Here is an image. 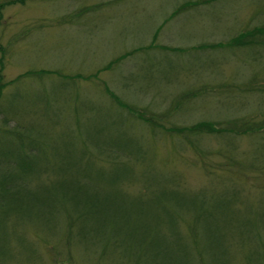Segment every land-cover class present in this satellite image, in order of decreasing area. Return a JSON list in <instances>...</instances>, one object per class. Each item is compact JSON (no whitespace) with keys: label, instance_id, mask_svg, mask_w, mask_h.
Segmentation results:
<instances>
[{"label":"rangeland","instance_id":"rangeland-1","mask_svg":"<svg viewBox=\"0 0 264 264\" xmlns=\"http://www.w3.org/2000/svg\"><path fill=\"white\" fill-rule=\"evenodd\" d=\"M10 1L0 0V5ZM196 1L22 0L20 4L0 8V48L3 51V54L0 52L2 61L0 77L3 84L11 82L17 76L22 77L26 72L35 73L43 70L63 77H75L71 81L63 77L34 74L32 78L26 76L11 86L6 84L1 89L5 98V95L9 93L6 98L7 106L10 105L14 112L23 114L22 121H19L24 123L25 130L42 132L44 137L49 138V144L44 145L43 149L48 150L49 147L54 149L52 156L56 157L53 160L47 158L49 162L47 167L52 169V173L47 176L41 174L36 180L39 185L55 186L61 184L62 181L80 177L82 170H86L88 171L86 177L90 180L95 181V176L99 175L100 180L94 183L101 192L107 191V176L112 169L107 165L106 160L88 159L90 161L85 165L77 157L80 153L79 146L82 136L93 139L96 144L102 142L104 145L111 138H116H107V133L104 131L100 137H90V134L100 130V127L106 128L109 121L104 114L106 106L102 108L100 103L96 105V102L101 99V97L97 98L96 93V88H98L96 85L99 84V89H102L100 83H104L116 95L122 96L123 101L132 103L140 112L142 110L154 111V113L166 111L168 107H171L173 99L177 101L176 97H179L182 91L186 92L193 86L212 94L210 97L202 96V99L194 100L191 107L184 108L180 112H176L175 109L169 111L163 121L171 123L173 121L177 125L180 124L179 126L203 120L212 123L215 121L224 125L225 121L236 117L239 120H255L254 115L259 114L257 108L255 109L258 101L254 100L257 95L237 94V92L228 95V93L221 92L220 88L216 89L219 85L230 83V85L235 84L236 87L237 85L242 87L243 83L247 85L253 81V77L258 72L251 69L255 68L254 64L249 68L253 60L245 54V50L243 52L233 49L200 50L199 52H193V50H197L201 44L226 43L240 31L263 24L264 0H218L207 7L198 5L192 10L189 8L186 12L178 13L177 9L188 3H196ZM150 45L153 47L170 46L188 52L185 53L186 58L183 56L185 54L182 56L181 54L169 56L161 54L159 56L160 53H156L158 55L156 59L157 55H151L150 58L156 63L161 62L158 70L156 69L151 79L148 78V80L144 78L146 75L141 70L147 65L144 59L140 58L142 57L140 54H135L134 57L128 56L108 72L104 70L108 63L118 57L135 51L137 48L147 49ZM165 58L171 59L178 66L182 64L177 73L169 71V65L172 64L168 63L169 61H163ZM261 59L260 64L264 69V52ZM189 60L197 61L203 71L196 73L191 70L188 73L185 66L192 64L188 62ZM242 65L244 68H240ZM260 67L257 68L261 69ZM97 70H102L98 73V83L91 79L82 81V78H86L88 74L92 76ZM201 74L203 76H200ZM21 80L23 81L20 82ZM255 80L257 81L254 84L256 88L262 87L264 74L257 76ZM74 91L78 93L76 96H74ZM72 94L73 97H71ZM54 99L63 101L60 103L63 106L66 105L65 107L71 105L72 112L76 110L79 138L73 133L72 127H68L69 123L66 124L67 117H63L61 113V115L55 114L52 118L56 126L51 128V133L45 131L44 117H38L36 114L38 111L46 110L41 105L39 106L41 101L51 102ZM261 105L264 108V103ZM222 107H224L223 110ZM229 108L240 110L232 111ZM68 110H71L70 107ZM86 110L90 111L85 113ZM50 113L48 112L45 117H49ZM135 136V134L132 136L131 130V135L127 138L135 140L137 145H140L143 138ZM221 139L218 136L205 138L201 144L202 146L207 144L215 149L216 146H223ZM236 143L239 148L243 149L251 144V138L245 137ZM158 146L160 148L165 146L158 149L164 156L166 150L172 148L171 143L164 139L158 141ZM89 148L90 146L87 145L88 151ZM8 151L13 152L11 145L7 144L6 138L0 135V153ZM263 151L260 152L263 153ZM178 156L179 158L174 163L180 170H187L186 179L190 186L200 185L197 170L186 168L187 164L193 163L194 155L189 151H184ZM41 163L43 159H40L39 165ZM129 167L137 171L145 169V166ZM217 182L220 181L210 179L203 185L206 188V201L210 203L219 201L218 198H213L218 190L227 191L231 187V184L221 182L222 186H220ZM92 183L89 185L93 186ZM251 184L252 187L255 186L253 183L248 185ZM34 186L33 184L30 190ZM114 188L118 190V187ZM135 188L130 194H134ZM189 188V191H192L193 188ZM244 194L240 195L239 204L241 205L236 210L229 202L227 204L228 213L218 214L217 234L219 237L216 242L217 248L213 251L218 257L219 264H241V261L245 262V260L250 263L252 261V264L262 262L260 249L264 244V193L244 192ZM56 197H61V195L56 193ZM134 197H128V199L132 201ZM29 215L31 220L25 223L21 215H16L17 218L12 217V220L9 217L5 221L3 214H0V252H2L0 253V264H177V262H172L177 257V247L168 236V230L160 227L146 234L143 230L138 232L136 242L131 248L133 251L138 248L144 249L145 252L140 257L137 256L138 253L120 254L119 250H123L121 246L115 252L106 249V255L99 259L95 244L88 242L86 255L78 250H71L70 253L67 251L64 256L56 257L55 261L50 262L48 255L42 252V240L45 235L47 237L55 235L53 239L59 234L62 235L63 216L53 214L41 220L44 214H41L35 207L30 210ZM135 218L145 222L151 220L149 216L147 218L141 215L130 216L132 220ZM13 222L17 224L13 225ZM146 225L150 226V223ZM150 242L158 247H152ZM188 248L193 254L194 250L191 246ZM202 248V254L208 255L207 249ZM218 262L216 263L209 257L206 261L207 264H218Z\"/></svg>","mask_w":264,"mask_h":264},{"label":"trees","instance_id":"trees-1","mask_svg":"<svg viewBox=\"0 0 264 264\" xmlns=\"http://www.w3.org/2000/svg\"><path fill=\"white\" fill-rule=\"evenodd\" d=\"M217 1L197 0L196 3H188L177 11L183 13L189 8L192 10L198 5L207 7L210 3ZM20 3L22 0H11L1 3L0 8ZM220 49H233L237 52L245 50V54L253 60L252 65L249 64V68L255 65V68L251 69L258 72L253 77V81L247 85L243 83L242 87L239 85L236 87L235 84L230 85L231 83L228 82L229 85H219L216 89L220 88L221 92L228 93V95L235 92L237 94L257 95L254 100L258 101L255 109L257 108L259 114L254 115L256 116L255 120H239L236 117L233 120L225 121L224 125L215 121L212 123L203 120L179 126L180 124L177 125L173 121L172 123L163 121L169 111L175 109L176 112H180L184 108L191 107L195 101L202 99V96L210 97L212 94L193 86L186 92L182 91L181 95L176 97L177 101L173 99L171 107H168L166 111L154 113V111L149 112L144 109L145 111L140 112L132 103L123 101L122 96L113 93L104 83H100L102 89H99V84L96 85L98 87L96 88L97 98L101 97L96 105L100 103L102 108L106 106L107 109H105L104 114L109 121L106 128L100 127V130L91 133L90 137H100L104 131L107 133V138H116H111L104 145L102 142L96 144L93 139L82 136L79 146L80 153L77 157L85 165L89 163L90 160L88 159L98 161L105 159L107 165L111 166L110 169L112 170L107 176V191L103 190L102 192L94 183L100 180V176H95V181L90 180L86 177L88 172L86 170H82L83 172L78 178L62 181L58 185L52 184L55 186L39 185L36 180L41 174L47 176L52 173V169L47 167L49 165L47 158L53 160L56 157L52 156L54 149L53 147H49L48 150L43 149L44 145L49 144V138L44 137L42 132H27L25 130L24 123L20 122L23 114L16 113L10 105L7 106L6 101L8 100L6 98L9 93L5 95V98L1 92L6 84L11 86L26 76L29 78L34 77V74L60 78L63 76L48 70L35 73L26 72L24 77L17 76L5 84L1 82L0 77V135L6 138L7 144L9 143L13 150V152L0 153V214H3L5 221L9 217L12 220V217L21 215L25 223H29L31 220L29 212L33 207L44 214L41 220L44 217H51L53 214L63 216L62 235L59 234L54 239L55 235L53 237L45 235L42 240V252L46 256L48 255L50 262L55 261L56 257L64 256L67 251L70 253L71 250H78V252L86 255L88 242L95 244L99 259L106 255V249L115 252L121 246L123 250H119L120 254L138 253L137 256L140 257L145 250L138 248L133 251L131 248L136 242V235L141 230L146 234V232L160 227L168 230V236L177 247V257H175V261L171 260L172 262H177V264H207L206 261L209 257L217 263L218 257L215 256L213 250L217 248L216 242L219 237L217 234L218 214L228 213L227 204L229 202L236 210L241 205L239 204V197L245 195L244 192L264 193V151L263 153L260 152L264 150V108L261 105L264 103V81L261 83L263 84L262 87L256 88L254 85L257 82L256 77L264 74L263 66L260 64L264 52V23L258 27L240 31L226 43L201 44L197 50H191L199 52L200 50L214 51ZM0 52L3 54L1 48ZM187 52L170 46L158 45L153 47L150 45L147 49L137 48L135 51L118 57L113 62L108 63L104 70L108 72L109 69H113L128 56L134 57L135 54H140L142 56L140 58L144 59V63L147 65L141 70L146 75L144 78L148 80V78L151 79L153 72L158 70L161 62L156 63L150 58L151 55L160 53L159 56L161 54L164 56L181 54L182 56ZM158 55L155 56V59ZM183 56L186 58V54ZM164 60L172 64L169 65V71H173V73H177L182 65L178 66L171 59L165 58ZM190 60L188 62L192 64L185 66L188 73L191 70L201 73L203 71L201 65L197 61ZM1 64L0 59V66ZM243 65L240 68H244ZM258 66H261L263 71L257 68ZM100 71L102 70H97L92 76L88 74L86 78H82V81L91 79L97 82ZM202 74L200 76H203ZM63 78L72 81L75 77L66 76ZM71 88L75 89L72 86ZM77 94L74 91V96ZM57 99L51 102L41 101L39 106L41 105L46 110L38 111L36 116L44 117L45 131L50 134L51 128L56 126V122L52 118L55 117V114H62L63 117H67L65 121L66 124L69 123L68 127H72L73 133L79 138L76 110L72 112L71 105L65 107L66 105L63 106L60 103L63 101ZM54 104L56 106H53ZM69 107L71 110H68ZM223 109L224 107H222ZM230 110L237 111L240 109L231 108ZM89 111L86 110L85 113ZM48 112H51L50 116L45 117ZM131 130L132 136L135 134V137L143 138L140 145H137L135 140L127 138L131 135ZM72 131L70 132L71 135ZM214 136L222 138L220 141L223 146H216L215 149L210 148L207 144L202 146L201 143L204 142L205 138L209 139ZM245 137L251 138V144L243 149L239 148L236 142ZM163 139L168 140L172 146L166 150L165 156L158 150L160 148L158 141ZM87 145L90 146L89 151ZM184 151H189L194 155L193 163L187 164L186 168L197 170L196 174L200 176V185L190 186L186 179L188 177L187 170H180L174 163L179 158L178 155ZM64 154L69 155L68 153ZM40 159H43L41 164L44 165H39ZM133 165L145 166V169L137 171L133 167H129ZM210 179L219 180L220 182L217 183L220 186H222L221 182L231 184L227 191H217L216 196L213 197L219 199L217 203L206 201V188L203 185ZM91 183L93 186L89 185ZM249 183H253L255 186L252 187V184L248 185ZM33 184L35 186L30 190ZM114 187H118L120 191L118 192L117 188ZM189 187L193 188L192 191H189ZM134 188L136 195L130 194ZM56 193L60 194L61 197H56ZM128 197H134V200L131 201ZM140 215L145 218L149 216L151 220L145 222L136 218L135 220L130 219V216L138 217ZM146 223H150V226ZM118 234L121 235L120 238ZM150 243L152 247H158L153 242ZM189 246L194 250L193 254L190 253ZM201 246L207 249L208 255L202 254L203 248ZM260 253V259H262L260 264H264V244H262ZM168 258H170L169 255ZM241 264H252V261L251 263L247 260L241 261Z\"/></svg>","mask_w":264,"mask_h":264}]
</instances>
